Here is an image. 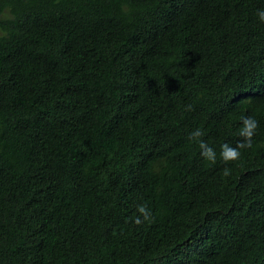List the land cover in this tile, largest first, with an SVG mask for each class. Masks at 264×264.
Wrapping results in <instances>:
<instances>
[{"label": "trees", "instance_id": "1", "mask_svg": "<svg viewBox=\"0 0 264 264\" xmlns=\"http://www.w3.org/2000/svg\"><path fill=\"white\" fill-rule=\"evenodd\" d=\"M262 8L0 0V264H264Z\"/></svg>", "mask_w": 264, "mask_h": 264}, {"label": "clouds", "instance_id": "2", "mask_svg": "<svg viewBox=\"0 0 264 264\" xmlns=\"http://www.w3.org/2000/svg\"><path fill=\"white\" fill-rule=\"evenodd\" d=\"M256 16L258 22L264 24V8L257 9ZM190 107L191 106L189 105L188 108ZM257 127L258 121L254 117L242 116L240 121V127L238 130V136L242 139L238 140L235 146H232L228 142H224L220 145V151L218 154L214 147L207 144L204 140H199V154L205 161H208L213 164L216 163L218 158L224 163L234 161L240 156L241 149L251 147L252 137L255 134ZM201 136H203V132L200 128H196L189 134L190 139L193 140ZM227 174L228 169L225 168V175ZM138 212L140 213V215L135 218V223H141V218H143L144 220H147L149 218V210L144 205H140L138 207Z\"/></svg>", "mask_w": 264, "mask_h": 264}]
</instances>
